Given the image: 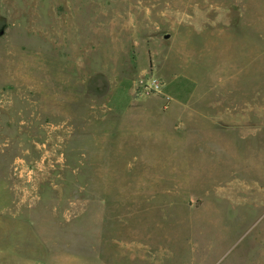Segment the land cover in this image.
<instances>
[{"label": "rangeland", "instance_id": "obj_1", "mask_svg": "<svg viewBox=\"0 0 264 264\" xmlns=\"http://www.w3.org/2000/svg\"><path fill=\"white\" fill-rule=\"evenodd\" d=\"M0 264H264V0H0Z\"/></svg>", "mask_w": 264, "mask_h": 264}, {"label": "water", "instance_id": "obj_2", "mask_svg": "<svg viewBox=\"0 0 264 264\" xmlns=\"http://www.w3.org/2000/svg\"><path fill=\"white\" fill-rule=\"evenodd\" d=\"M166 38H168V36H166Z\"/></svg>", "mask_w": 264, "mask_h": 264}]
</instances>
